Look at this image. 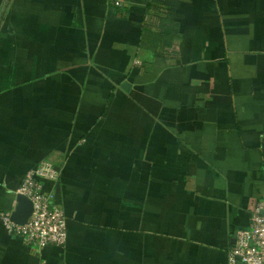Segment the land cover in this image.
I'll list each match as a JSON object with an SVG mask.
<instances>
[{
	"label": "crops",
	"instance_id": "0c3cea01",
	"mask_svg": "<svg viewBox=\"0 0 264 264\" xmlns=\"http://www.w3.org/2000/svg\"><path fill=\"white\" fill-rule=\"evenodd\" d=\"M162 1L169 56L140 45L150 0H0V212L51 161L67 219L44 247L0 220V264H228L264 197V0Z\"/></svg>",
	"mask_w": 264,
	"mask_h": 264
},
{
	"label": "built area",
	"instance_id": "2783aa9c",
	"mask_svg": "<svg viewBox=\"0 0 264 264\" xmlns=\"http://www.w3.org/2000/svg\"><path fill=\"white\" fill-rule=\"evenodd\" d=\"M3 1V0H2ZM120 5L119 1L116 3ZM59 173L51 161H42L26 171L15 194L32 201V213L20 225L10 219L11 212H0V220L9 234L17 235L27 246H63L67 239V219L55 202L54 194L44 190L43 182L56 183ZM264 264V197L251 209L249 225L238 231L228 251V264Z\"/></svg>",
	"mask_w": 264,
	"mask_h": 264
},
{
	"label": "trees",
	"instance_id": "16d2710c",
	"mask_svg": "<svg viewBox=\"0 0 264 264\" xmlns=\"http://www.w3.org/2000/svg\"><path fill=\"white\" fill-rule=\"evenodd\" d=\"M181 36L179 22L170 16L162 0H150L142 19L140 45L151 52L158 48L171 55L170 48Z\"/></svg>",
	"mask_w": 264,
	"mask_h": 264
},
{
	"label": "water",
	"instance_id": "95a60500",
	"mask_svg": "<svg viewBox=\"0 0 264 264\" xmlns=\"http://www.w3.org/2000/svg\"><path fill=\"white\" fill-rule=\"evenodd\" d=\"M122 87L127 89L129 87V83H122ZM15 202L16 204L14 209L11 211L10 219L17 224L22 225L26 223L32 213V201L22 194H16ZM236 264L241 263L237 261Z\"/></svg>",
	"mask_w": 264,
	"mask_h": 264
},
{
	"label": "rangeland",
	"instance_id": "374dc122",
	"mask_svg": "<svg viewBox=\"0 0 264 264\" xmlns=\"http://www.w3.org/2000/svg\"><path fill=\"white\" fill-rule=\"evenodd\" d=\"M3 4H1L2 6ZM2 24V23H1ZM0 58H2V60H0L1 65H0V90H5L8 89L9 87L13 88V82L12 79H10V75L8 74V70H10V68H12V65H10L8 63V59L9 57V49L0 44ZM14 67V66H13ZM5 78V79H4ZM12 85V86H10ZM2 92H0L1 94ZM3 99V98H2Z\"/></svg>",
	"mask_w": 264,
	"mask_h": 264
}]
</instances>
